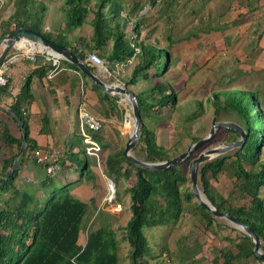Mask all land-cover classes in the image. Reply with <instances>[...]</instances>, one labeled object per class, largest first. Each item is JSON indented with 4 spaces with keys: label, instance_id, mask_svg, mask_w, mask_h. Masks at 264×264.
<instances>
[{
    "label": "trees",
    "instance_id": "trees-1",
    "mask_svg": "<svg viewBox=\"0 0 264 264\" xmlns=\"http://www.w3.org/2000/svg\"><path fill=\"white\" fill-rule=\"evenodd\" d=\"M155 3L156 0H151V5ZM63 4V24L54 32L42 28L45 6L41 2L14 0L13 12L1 23L0 38L17 28L33 29L69 48L93 73H97V67L88 63L86 57L89 52L98 53L110 73L117 64H126L131 58L137 57L138 61L123 85H134L139 77L149 84L135 92L141 129L132 152L135 157L146 162L170 159L172 155L157 142L153 131L144 122L146 116L158 117L163 107L173 108L177 102V91L161 78L166 68L173 64L170 50L152 42L137 41V38L133 42V38L126 36L122 21L135 15L137 3L128 8L125 15L122 14L124 10L121 0H98L94 9L89 8L88 0H64ZM141 10H138L137 19L132 25L136 34L142 25ZM90 11L93 14L90 20L91 34L87 38L71 34L73 29L85 22ZM108 40H111L109 47ZM41 60L42 56H38L37 62ZM61 62L88 80L74 64L65 59H61ZM44 67L51 69L53 65L46 61ZM32 75L30 73L25 76L8 106L16 116L0 107V114L5 115L0 117V141L10 152L4 156L0 165V264H118L120 241L117 230L106 225H92L87 229L85 243L79 244V234L84 230L85 219L93 201L87 203L74 197L68 188L71 182L64 185L56 183V175L50 177L45 171V176L37 183L16 180L18 165L24 158L31 159L30 152L38 147L29 137L25 116L26 104L31 99ZM91 84L97 92L99 103L107 111L116 108L122 115L116 103L117 96L103 91L94 82ZM0 92L9 94L8 78L4 85H0ZM221 94L223 100L220 105L215 104L214 115L217 116L220 111L233 114L231 122L239 125L247 135L241 146L200 165L198 186L201 194L215 208L230 213L253 228L262 243L260 250L264 254V200L260 196V188L264 186V158L260 156L264 145V103L258 90L245 86L222 90ZM213 98L217 99L218 93H214ZM197 107L201 110V103ZM45 120L43 116V124ZM224 131L221 130L222 133ZM226 131L228 136L223 139L226 143L240 138L237 131ZM90 133L99 144L100 151L108 147L110 141L102 135L101 129ZM198 139L194 138L193 142ZM85 148L83 144L79 149L84 156L80 176L92 181L94 175ZM123 148L113 149L106 154L103 172L115 187L120 178L128 182L125 190L130 194L131 216L129 224L123 228V238L129 246L127 264H145L148 244L144 228L170 225L184 210L199 213L206 225H211L215 216L200 206L194 200L190 187L185 186L189 177L181 163L160 171L146 170L126 161L122 154ZM68 158L76 164L79 157L71 153ZM63 161L60 157L61 167ZM13 162H16V168L5 179ZM221 171L231 172L234 178L231 192L235 194L234 198L246 199L244 203L236 204L227 200L210 187L208 174L215 178ZM59 188H62L61 192ZM183 203L186 206L183 207ZM235 248L236 252L229 248L220 249L214 261L218 260L219 264H249L253 258L260 262L253 252L252 241L242 231ZM188 264L196 262L189 260Z\"/></svg>",
    "mask_w": 264,
    "mask_h": 264
},
{
    "label": "rangeland",
    "instance_id": "rangeland-1",
    "mask_svg": "<svg viewBox=\"0 0 264 264\" xmlns=\"http://www.w3.org/2000/svg\"><path fill=\"white\" fill-rule=\"evenodd\" d=\"M35 1L45 6L42 13V28L54 32L61 28L64 20V0ZM97 1L88 0L89 8L94 9ZM13 2L14 0H0V33L1 23L14 10ZM135 3L138 4L134 11L135 15L122 21L127 32L126 36L133 38V42L134 38H137V41L144 40L166 47L172 54L173 64L166 68L161 78L177 91V102L173 108L163 107L158 117L144 118V122L153 131L157 142L163 145L172 157L184 151L194 138L206 136L213 118L220 123L231 122L234 119L233 114L224 111H220L217 116L214 115L215 104L220 105L223 100L222 90L242 86L258 90L264 103V55L258 51L256 55L253 53L251 55L249 52V49L254 46L257 34L264 32V0H156V3L152 5L151 0H121L124 10L122 14L125 15L127 9ZM139 9H142L139 12L142 25L136 34L133 32L132 25L137 19L136 14ZM92 16L90 11L81 25L82 33L91 32ZM74 30L71 34H74ZM107 43L109 47L111 40ZM247 53H250V56H247ZM137 61L138 58L135 57L121 65L119 79L122 83L128 79ZM148 84L147 80L139 77L136 84L126 87L135 93L147 87ZM214 93H218L217 99L213 98ZM116 103L122 110L121 120L128 118L129 131L122 139L110 141L108 147L102 148L98 153V159L95 158L96 161L92 157H87L90 165L96 166L98 173L104 174V157L113 149L124 147L132 128L130 106L123 102L120 96H117ZM198 103H201V110L197 109ZM0 117L5 115L0 114ZM222 129L225 130L223 133ZM226 129L228 128L223 126L216 128L210 141L181 162V166L186 169V176L189 177L191 159L201 150L226 143L223 140L228 136ZM1 143L0 141V165L4 156L10 153ZM260 156L264 158V145ZM83 164L84 156L78 158L75 164L76 169L73 170L77 178L82 177L79 180L80 184H85L87 181L84 176H80ZM208 177L210 187L222 197L236 204L246 201L244 198H234L235 194L231 192L234 181L231 172L221 171L215 178L210 174ZM102 178H104L103 175ZM90 182L95 186V179ZM75 184L76 182L69 184L70 193ZM190 184L189 179L185 186L190 187ZM127 185V180L120 178L112 200L104 201L103 208L106 209L107 215L98 212V215L91 216L92 209L89 210L84 231L78 241L79 244L84 242L88 227L96 226L97 222L117 229L120 241L118 264L128 263L129 246L123 238L124 230L122 229L129 224L131 216L130 194L125 190ZM61 191L62 188H59V192ZM104 195L106 197V192ZM260 196L264 200V186L260 188ZM92 201L90 208L94 206L95 200ZM116 202L122 206L119 212L114 210ZM184 206H186L185 203H183ZM174 221L172 226H153L143 229L148 244L147 253L156 245H164L173 251L177 250L178 254H190L187 262L194 260L196 264H219L218 260L214 261V258L220 249L229 248L236 252L235 244L239 241L242 230L228 220L215 217L211 225H206L205 219L199 213L184 210ZM168 227H173L171 232L166 229ZM177 263L178 261L173 262V264ZM249 264L262 263L252 258Z\"/></svg>",
    "mask_w": 264,
    "mask_h": 264
},
{
    "label": "crops",
    "instance_id": "crops-1",
    "mask_svg": "<svg viewBox=\"0 0 264 264\" xmlns=\"http://www.w3.org/2000/svg\"><path fill=\"white\" fill-rule=\"evenodd\" d=\"M90 34L91 32L88 31L85 34L82 33V26H80L75 28L73 35L86 36L87 38ZM257 51L264 55V32L257 34L254 46L249 49L251 55L252 53L256 55ZM250 53L246 55L250 56ZM45 63L42 60L39 63L28 59H21L14 63L7 74L9 94L5 95L0 92V107L8 108L14 95L19 91L25 76L32 73L30 84L31 99L25 107L29 137L38 147L56 150L59 152L60 157L64 159L60 172L54 177L55 182L61 184L76 182L71 191L74 197L87 203L95 200L94 206L91 208V216L99 213L107 215L106 209L103 208L104 194L106 192L105 175L101 172L98 173L96 166L90 165L95 179V186L91 184L90 180H87L85 184H80L79 180L82 177L77 178V174L73 171L76 169L75 162L68 158L71 153L78 154V157L83 156L81 151H79L84 143L80 137L78 108L82 104L90 113L102 120L101 133L107 141L111 142L117 138L122 139L126 132L129 131L126 125L128 124V118L121 120V114L118 113L116 108L112 111H107L105 106L99 103L97 92L92 87V81L87 76L88 80L83 79L79 72L67 67L60 60L58 68L50 77L49 72L53 68H45ZM121 71L122 67L116 65L110 74L99 68H97V73L94 74L106 83L119 84L121 83L119 79ZM43 116L46 119L44 124ZM86 156L92 157L96 161V157L88 154ZM102 175L104 178H102ZM44 176L45 173L42 166L37 165L31 159L24 158L18 165L16 180L37 183ZM99 224L106 225L97 222V225ZM173 224L174 222L169 226ZM172 228L168 227L166 229L171 232ZM83 231L80 232L78 241ZM84 243L85 240L81 244L83 245ZM176 252L177 250L173 251L167 246L156 245L144 257L145 264H173L174 261H178L177 264H188L189 261L187 262V259L191 255L178 254Z\"/></svg>",
    "mask_w": 264,
    "mask_h": 264
},
{
    "label": "water",
    "instance_id": "water-1",
    "mask_svg": "<svg viewBox=\"0 0 264 264\" xmlns=\"http://www.w3.org/2000/svg\"><path fill=\"white\" fill-rule=\"evenodd\" d=\"M20 38L27 39L33 42L35 45H39L43 47V49H45L47 53H49L50 55L71 62L78 68L80 72L84 73L92 82L97 84L103 91L113 96H120L122 101L130 106L133 124L131 131L125 141L122 154L126 161L132 162L146 170L160 171L167 169L171 166L177 165L178 163H181L182 161L187 159L192 153H194L196 150H198L208 141H210L214 135L215 129L220 126L228 128L230 130L237 131L240 135V138L238 140L234 142L225 143L224 145L221 146L212 147L206 150H201L195 157L191 159L190 167H189V179L191 182L190 189L194 194L195 201L200 206H202L210 215L228 220L235 227L241 229L247 236H249L250 240L253 243L254 254L258 257L259 261L262 264H264V254L260 250L262 243L259 239V236L253 230V228L245 224L244 222L238 220L230 213L226 211H219L217 208H215L201 194V191L198 186L199 168L203 162L208 161L213 157L225 153L235 147L241 146L244 143L247 134L243 131V129L239 125H237L234 122H225V123L216 122L215 118H213L208 134L198 139L197 141L190 143L184 151L176 154L175 156L171 157L168 160H164L160 162H146L140 160L137 157H135L132 153L133 147L139 140L140 129H141V118L139 114L138 101H137V97L135 96V93L130 88L122 84L106 83L103 79L95 75L89 69L88 65L82 62L74 53L71 52L69 48L64 47L60 43H57L52 39L47 38L43 34L30 28H23V27L17 28L16 30H12L0 38V47H1L0 64L7 55L10 47L13 45L15 40H18ZM6 110L12 113L14 116H16L11 109L7 108ZM17 120L18 123L20 124L19 118H17ZM23 145L24 142L21 145V150L23 148ZM16 165H17L16 162H13L5 179L8 178L13 173L14 169L16 168ZM105 180L109 182L113 187H115L114 183L110 178L105 176ZM112 194L114 195V191L112 192Z\"/></svg>",
    "mask_w": 264,
    "mask_h": 264
},
{
    "label": "built area",
    "instance_id": "built-area-1",
    "mask_svg": "<svg viewBox=\"0 0 264 264\" xmlns=\"http://www.w3.org/2000/svg\"><path fill=\"white\" fill-rule=\"evenodd\" d=\"M136 50L138 49L136 48ZM38 56H42V62L50 61L53 65V69L49 72V76L51 77L58 68L61 59L50 55L45 49H43V47L35 45L33 42L27 39L20 38L15 40L7 55L0 64V85H4L6 83L7 74L14 63L21 59H28L32 62H36ZM86 58L88 63L99 69H102L105 73L110 74V72H108L106 69L103 59L98 53L89 52L87 53ZM119 84L123 85L122 82ZM78 117L80 122V135L82 137L83 143L86 145V154L98 158L100 146L92 138L90 132L100 130L103 125L102 120L90 113L89 110L82 104L78 108ZM29 155L36 164L43 167L46 175L50 177L57 175L61 168V164L59 162L60 154L56 150L48 149L46 147H37L32 152H30ZM113 188L114 189H111V184L106 181L105 200H112L114 195L109 196V194L115 190V187ZM114 210L117 212L122 210V206L119 202H116L114 205Z\"/></svg>",
    "mask_w": 264,
    "mask_h": 264
},
{
    "label": "bare ground",
    "instance_id": "bare-ground-1",
    "mask_svg": "<svg viewBox=\"0 0 264 264\" xmlns=\"http://www.w3.org/2000/svg\"><path fill=\"white\" fill-rule=\"evenodd\" d=\"M131 123L133 124L132 117H131ZM132 127V126H131ZM111 189H113V186L111 185ZM112 192L110 193V196H112Z\"/></svg>",
    "mask_w": 264,
    "mask_h": 264
}]
</instances>
